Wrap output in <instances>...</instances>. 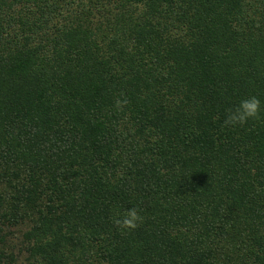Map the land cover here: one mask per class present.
<instances>
[{
	"label": "trees",
	"instance_id": "1",
	"mask_svg": "<svg viewBox=\"0 0 264 264\" xmlns=\"http://www.w3.org/2000/svg\"><path fill=\"white\" fill-rule=\"evenodd\" d=\"M0 264H264V0H0Z\"/></svg>",
	"mask_w": 264,
	"mask_h": 264
},
{
	"label": "clouds",
	"instance_id": "2",
	"mask_svg": "<svg viewBox=\"0 0 264 264\" xmlns=\"http://www.w3.org/2000/svg\"><path fill=\"white\" fill-rule=\"evenodd\" d=\"M128 101L117 100V107L122 104H127ZM261 101L256 96H251L243 99L235 110H230L225 121L227 126H243L249 120H258L261 116ZM144 218L140 215L137 207H132L125 210L120 216L113 220L114 225L122 231H131L137 229L142 223Z\"/></svg>",
	"mask_w": 264,
	"mask_h": 264
}]
</instances>
